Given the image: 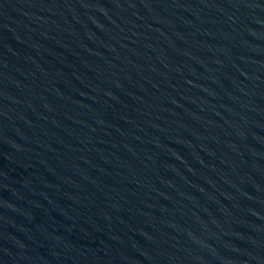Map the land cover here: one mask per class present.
Returning <instances> with one entry per match:
<instances>
[{
	"label": "water",
	"instance_id": "obj_1",
	"mask_svg": "<svg viewBox=\"0 0 264 264\" xmlns=\"http://www.w3.org/2000/svg\"><path fill=\"white\" fill-rule=\"evenodd\" d=\"M0 264H264V0H0Z\"/></svg>",
	"mask_w": 264,
	"mask_h": 264
}]
</instances>
